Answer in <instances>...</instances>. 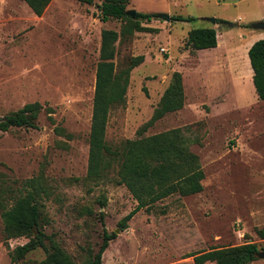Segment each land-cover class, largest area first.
<instances>
[{"label": "rangeland", "instance_id": "1", "mask_svg": "<svg viewBox=\"0 0 264 264\" xmlns=\"http://www.w3.org/2000/svg\"><path fill=\"white\" fill-rule=\"evenodd\" d=\"M101 2L51 0L37 16L24 0H0V118L29 102L42 104L37 127L0 128V181L12 185L11 197L24 192L25 179L41 183L40 227L48 250L57 245L76 264L91 263L104 229L117 235L102 264H194L193 253L243 242L264 251L256 233L264 227V100L253 99L246 53L251 40L264 38L263 29L249 25L264 13V0L128 1L126 10L157 15L140 19L143 28L116 41L118 71L134 56L143 61L130 70L124 103L109 110L105 140L118 145L179 127L204 178L200 192L174 193L142 208L124 229L119 221L136 200L117 182V167L87 177L101 32L122 26L120 19H101ZM161 13L196 18L172 21ZM197 27L215 28L218 45L185 46L188 31ZM174 71L182 75L183 107L138 133ZM27 240L6 239L0 218V264L44 259L46 250L38 247L11 260V250ZM247 264H264V258Z\"/></svg>", "mask_w": 264, "mask_h": 264}, {"label": "trees", "instance_id": "2", "mask_svg": "<svg viewBox=\"0 0 264 264\" xmlns=\"http://www.w3.org/2000/svg\"><path fill=\"white\" fill-rule=\"evenodd\" d=\"M35 15L41 16L51 0H24ZM92 2V0H80ZM129 0H102L99 4L101 19L117 18L122 21L120 31L103 29L99 49V60L95 70V84L92 99V114L89 132V150L87 177L96 179L107 174L115 166L117 182L125 185L136 205L119 221L121 229L126 228L128 220L140 209L150 208L153 204L171 194L189 195L203 189L204 178L198 155L190 149L181 128L175 127L139 138L125 139L118 145H110L105 140L108 113L111 107L122 105L129 82L130 70L143 61V55L134 56L129 65L116 69V41L119 34L143 28L140 19H151L156 13L137 12L134 19L126 15ZM196 17L170 15V20L191 21ZM227 26L229 20L217 19ZM216 21V22H217ZM217 45V32L213 27H197L188 31L185 46L192 49L212 48ZM248 57L254 90L259 99H264V38L257 39L248 48ZM185 102L182 75L174 71L149 120L139 129L140 133L155 121L170 112L181 109ZM42 109L39 101L24 104L18 110L0 118L3 130L12 126L37 127L35 119ZM55 127V130H59ZM24 192L11 197L12 185L0 181V218L5 238L26 236L28 240L14 247L11 260L17 261L28 252L41 247L46 256L34 264H76L59 246L48 250L46 235L40 227L41 192L45 188L35 178L24 181ZM11 198V201H9ZM256 233L264 238V227ZM116 231L103 230L100 246L90 264H102V254ZM258 246L255 242H243L237 245L215 247L193 253L194 264H247L257 258Z\"/></svg>", "mask_w": 264, "mask_h": 264}, {"label": "water", "instance_id": "3", "mask_svg": "<svg viewBox=\"0 0 264 264\" xmlns=\"http://www.w3.org/2000/svg\"><path fill=\"white\" fill-rule=\"evenodd\" d=\"M126 15L130 16L131 18L135 17L136 10L135 9H127L125 11ZM161 16H163L166 20H170V15L167 13H161ZM210 20L215 23V18L211 17ZM251 27L255 29H263L264 30V17L261 20L253 21L249 24ZM257 256L264 258V251H258Z\"/></svg>", "mask_w": 264, "mask_h": 264}, {"label": "crops", "instance_id": "4", "mask_svg": "<svg viewBox=\"0 0 264 264\" xmlns=\"http://www.w3.org/2000/svg\"><path fill=\"white\" fill-rule=\"evenodd\" d=\"M25 2V1H24ZM26 3V2H25ZM27 4V3H26ZM27 6H28V4H27ZM29 7V6H28ZM30 8V7H29ZM30 10H31V8H30ZM32 11V10H31ZM33 12V11H32ZM34 13V12H33ZM262 17H264V13H262L258 18H255L253 21H258L257 19H262ZM220 19H222V18H220ZM226 20V19H225ZM252 21V22H253ZM215 22H216V18H215ZM257 39H253V40H251V42H250V44H249V46H248V48L252 45V43L254 42V41H256ZM217 45H218V41H217ZM216 45V46H217ZM248 48H247V51H248ZM247 53V52H246ZM248 60V59H247ZM252 74H253V71H250V77H249V87L252 89V86H251V81H252ZM253 83V82H252ZM252 90H254V85H253V89ZM254 92H255V90H254ZM239 97V92L237 91V93H236V95H235V100H237L238 99V97ZM254 98L253 99H255V96H256V98H258L257 97V95H256V93H254ZM237 97V98H236ZM259 99V98H258ZM262 100H264V99H262ZM236 103H238V104H241L239 101L238 102H236Z\"/></svg>", "mask_w": 264, "mask_h": 264}]
</instances>
